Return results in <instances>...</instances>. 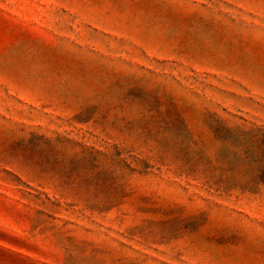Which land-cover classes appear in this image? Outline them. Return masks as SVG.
Returning <instances> with one entry per match:
<instances>
[{
  "label": "rangeland",
  "instance_id": "374dc122",
  "mask_svg": "<svg viewBox=\"0 0 264 264\" xmlns=\"http://www.w3.org/2000/svg\"><path fill=\"white\" fill-rule=\"evenodd\" d=\"M0 264H264V0H0Z\"/></svg>",
  "mask_w": 264,
  "mask_h": 264
}]
</instances>
